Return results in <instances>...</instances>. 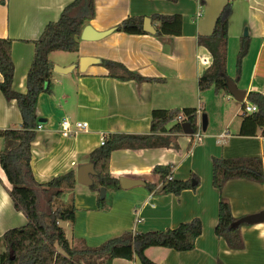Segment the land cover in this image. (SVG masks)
Masks as SVG:
<instances>
[{
  "label": "crops",
  "instance_id": "obj_1",
  "mask_svg": "<svg viewBox=\"0 0 264 264\" xmlns=\"http://www.w3.org/2000/svg\"><path fill=\"white\" fill-rule=\"evenodd\" d=\"M71 1L0 0V38L12 39V87L16 91H26V73L34 52L32 41L47 22L58 19ZM93 1L94 16L85 25L96 31L112 28L128 16L177 14L181 17L180 34L158 38L152 33L112 31L97 40H83L79 35L78 51L68 52L73 57L63 58L56 54L58 50L50 52L53 65L76 66L67 73L52 70L51 93L38 95L36 114L40 127L35 129L30 150L34 180L44 183L69 169L75 171L76 177L77 166L89 162V153L100 145L104 134L149 133L152 109L194 107L201 130L197 142L182 132L177 134L178 148L117 149L110 154L109 171L116 178L125 176L154 183L157 180L153 167L170 164L175 179L184 180L195 174L199 182L195 189H185L178 195L155 194L144 184L107 190L105 207L98 209L97 192L76 181L72 191L53 203L54 207H65L73 198L74 221L60 223L66 238L70 242L80 238L88 246H98L125 231L164 230L199 218L202 229L192 250L150 246L144 251L146 257L155 264H264V222L240 227L244 246L239 250L230 249L214 232L220 197L228 202L236 219L264 210V181L234 178L218 190L212 185L211 166L212 157H259L264 162L262 128L258 127L254 135L240 134L242 107L251 103L246 100L247 93L258 91L264 95V0H229L232 14L228 22L226 71L237 87L246 92L239 102L240 114L239 107L234 108V101L227 97L229 92L200 91L197 86L198 77L207 68L198 61V55L211 60L208 50L197 43V36L211 33L218 12L228 0ZM151 23L154 27L157 24ZM242 37L249 38V48L236 78L235 56ZM81 56L120 62L139 75L159 80L111 78L99 62L88 65L84 71H75ZM230 107L233 112H229ZM202 113L207 117L204 131L200 124ZM63 118L84 121L87 127L64 137L60 133ZM21 122L16 101L6 100L0 91V129L19 127ZM172 126L170 123L167 128ZM9 189L0 166V235L27 222L25 215L14 207ZM38 200L40 210H47L44 193L39 194ZM102 264L141 262L134 254L131 259L113 258L102 260Z\"/></svg>",
  "mask_w": 264,
  "mask_h": 264
},
{
  "label": "trees",
  "instance_id": "obj_2",
  "mask_svg": "<svg viewBox=\"0 0 264 264\" xmlns=\"http://www.w3.org/2000/svg\"><path fill=\"white\" fill-rule=\"evenodd\" d=\"M176 1V0H169ZM232 14L228 0L218 12L210 34L198 35L197 43L204 46L212 61L197 79L200 91L212 89L215 93H227L226 54L228 42V22ZM94 16L93 0H72L67 3L57 20L47 22L37 39L33 40L34 52L26 73L24 93L12 87L14 64L11 58L12 39L0 38V91L6 100L14 99L21 115L19 127L0 129L3 147L0 149V166L10 185L8 190L14 207L26 217V224L7 229L0 235V264H102V260L113 258L131 259L137 255L141 264H155L144 251L150 246H162L176 251L192 250L200 235L202 224L199 218L181 222L174 228L149 230L145 232L125 231L98 246H88L83 239L70 242L61 226V222L72 223L76 208L73 198L67 206L54 207L55 200L62 194L72 191L76 184L75 171L69 169L57 174L47 182L34 180L30 167V150L38 125L36 105L38 95L51 93V75L53 63L49 59L52 51L77 52L79 35L83 26ZM144 15L128 16L112 27V31L128 34L147 33L142 29ZM156 21L154 36L180 34L181 17L177 14H152L148 16ZM249 48V38L242 37L236 55L235 75L241 72L243 57ZM99 63L108 70L107 76L120 80L136 81L159 80L144 77L130 70L124 64L106 59ZM246 100L255 104L257 111L242 112L240 134L254 135L258 127L264 133V95L258 91H249ZM189 122L193 130L197 128V110L194 107L183 109H152L149 133H106L103 143L89 153V162L93 164L95 174L91 175L89 188L97 192V207L103 209L105 197L100 198L98 190L120 189L118 178L109 171L112 151L117 149L140 150L144 148H178L177 134L182 133L181 123ZM173 126L167 128V125ZM212 185L220 190L230 179L245 178L264 181V162L259 157H212ZM157 182H144V187L155 194H180L185 189H195L199 179L191 174L188 179L173 177L170 164L155 165L152 169ZM193 181V182H192ZM163 187L161 190L160 188ZM44 193L47 210L39 208V194ZM228 202L220 197L218 202L215 234L223 238L230 249H242L244 244L240 232L241 223L236 227Z\"/></svg>",
  "mask_w": 264,
  "mask_h": 264
},
{
  "label": "water",
  "instance_id": "obj_3",
  "mask_svg": "<svg viewBox=\"0 0 264 264\" xmlns=\"http://www.w3.org/2000/svg\"><path fill=\"white\" fill-rule=\"evenodd\" d=\"M142 29L147 33L153 34L155 32V27L152 25L150 18L145 17L143 19ZM110 32H112V28H109L104 31H96L90 25H85L81 29L80 38L83 40H97L109 34ZM244 34H246V32ZM97 62H99V59L96 57L81 56L78 59L77 66L80 71H84L88 65L92 63H97ZM75 66H76L75 64H71V65L64 66V67L54 65L53 71L57 73H67L71 71ZM226 88H227V91L231 94V96L236 101L242 102L244 100L245 94H246L245 90L238 88L235 81L231 79L229 76L226 77ZM200 124H201V129L204 131L206 129V124H207V117L205 113H202L200 116ZM181 130L184 134H188V135H191L193 132V128L189 122L181 123ZM94 174H95V170L91 162L79 164L76 168V181L78 183L89 186L92 183L91 175H94ZM118 181H119L120 188H123V189H127L133 186L144 184V181L140 179L125 177V176H120L118 178ZM162 188L163 187H161L160 190ZM105 192H106V189L104 187H101L98 190L99 197L104 198ZM257 222H264V210L257 212V213L250 214V215L243 216L237 219L236 221H234L232 223V226L236 227L241 223L253 224Z\"/></svg>",
  "mask_w": 264,
  "mask_h": 264
},
{
  "label": "built area",
  "instance_id": "obj_4",
  "mask_svg": "<svg viewBox=\"0 0 264 264\" xmlns=\"http://www.w3.org/2000/svg\"><path fill=\"white\" fill-rule=\"evenodd\" d=\"M211 56V55H210ZM198 61L203 65L209 66L212 58L205 57L204 55H198ZM243 112H255L257 111V107L253 103H245L242 107ZM40 127V124L37 125V128ZM87 127V123L80 120L71 121L67 118H63L60 121V133L64 137H68L76 133L78 130H83ZM196 142L201 137V130L200 126L197 125L196 130H193L192 134L190 135ZM103 143V137L101 139V143Z\"/></svg>",
  "mask_w": 264,
  "mask_h": 264
},
{
  "label": "rangeland",
  "instance_id": "obj_5",
  "mask_svg": "<svg viewBox=\"0 0 264 264\" xmlns=\"http://www.w3.org/2000/svg\"><path fill=\"white\" fill-rule=\"evenodd\" d=\"M56 54H57V55H62L63 58L73 57V56H71L70 53L65 52V51H58V52H56ZM236 55H237V53H236ZM235 59H236V56H235ZM78 70H79V68L76 67V68H75V71H78ZM225 95H226V94H225ZM227 97H228L229 99H232L231 101H234L233 104L236 105V106H233L234 108H237V107L240 106V103L237 102L236 100H234V98H233L230 94H228ZM238 110H239L238 113L240 114V113H241V109H240V107L238 108ZM229 112H233V108L230 107Z\"/></svg>",
  "mask_w": 264,
  "mask_h": 264
}]
</instances>
